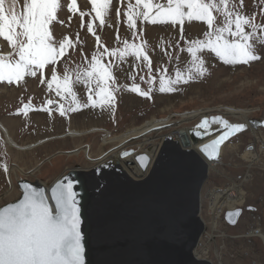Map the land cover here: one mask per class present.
<instances>
[{
	"label": "rangeland",
	"instance_id": "rangeland-1",
	"mask_svg": "<svg viewBox=\"0 0 264 264\" xmlns=\"http://www.w3.org/2000/svg\"><path fill=\"white\" fill-rule=\"evenodd\" d=\"M9 2L10 0H6V6ZM71 2L72 0H58L60 7L56 13V20L49 25V30L55 40L59 41L67 37L75 45L68 48L65 56L59 58L54 65L61 84L65 68L69 70V75L74 80L75 71L78 68L82 69L89 66L92 53L97 51V36L100 38V45L107 47L109 50L122 49L123 44L119 41L125 39L129 43L140 44L146 42L152 72L149 73L143 63L137 61L134 56L126 57L122 63L119 61L118 53L114 58L107 56L101 58V63L104 65H107L110 59L120 64L119 70L113 72L116 78V86H110V88L118 87L119 90L113 91L114 102L111 105L104 104L103 106L101 105L102 97L96 95L98 89L95 87V82L88 87L82 82L70 85L76 94L78 103H73V97L66 92L61 91V94L57 95L55 82L51 89L48 87L47 81L51 79L52 74L51 68L48 66L44 70V83H41L39 73L37 77L26 75L19 83H8L6 80L0 81V119L7 125L8 130L15 131L16 138L22 144L38 142L50 136L54 137L48 141L45 139V142L40 143L38 146L21 150L8 146L0 130V194L3 193L2 197L5 196L0 200V204L16 199L20 193L16 185L17 177L14 175L16 166H20L27 172V174H18L19 179H40L50 182L75 165L82 169L96 166L95 160L115 145L113 142L103 143L105 131L98 129V127L104 128L112 136H116L129 128L143 124L151 118H167L173 122L168 129L162 132L152 131V134L149 135L153 139L146 145V152L152 149L150 146L158 143V152L161 156L154 161L153 167H150L146 179L140 181V183L134 181L128 183L127 181L124 184V190L116 191L113 199L109 200L111 201L109 208L112 207L111 209L114 210V201L117 197H120L121 200H127L124 209L116 212L125 215L129 213L130 209L136 208L135 205H143L142 199L136 203L132 202L130 200L132 196H149V201L145 207L140 206V208H137L140 209L138 213L135 212L137 209L130 211L126 227L128 236L120 244V251L127 250V245H131L133 242H143L145 240L143 237H146L143 235L150 228L159 231V222L154 218L152 220L147 219L149 213H153L155 217H161L162 215L165 218L169 217L170 221L176 218L175 225L170 224L168 226V223L163 221L160 223L167 225V228L162 229L164 231L163 236L155 238L157 244L155 246L162 247L163 255H159L161 257L156 256L154 248H151L150 252L147 253L141 252V255H146L148 261L153 260L155 263L161 260L160 264H165L170 260L168 256L171 255V252L174 256H177L178 252L182 250V248H178L180 243L177 237L173 236L175 235L173 232H180L181 227L191 221L190 207H188L190 201H188L189 197L186 195V191L189 192L188 184L198 178L196 174L198 164L194 162L197 166H195V172L192 173L189 169L190 165L193 164L192 160L188 157H184V159L177 158L175 155L177 152L174 154L172 151V144L166 143L171 140L169 132L194 127L202 121L197 118L180 122L181 114L219 106L247 109L250 110L248 112L249 119L256 118L264 121V43L255 46V54L260 59L249 61L247 64H225L210 51L198 53L206 62L207 72L205 75L186 84L173 85L175 91L160 92L159 78L161 75H164L166 79H174L177 67L186 71L187 67L190 66V54L186 52V49L183 52L180 50L185 47V40L180 38L181 26L179 24L173 25L171 22L152 24L143 21L141 17L135 18L136 29H129L125 12L128 10L130 3L135 4V0H109L110 8L105 16V23L101 25L95 17V13L91 11L90 0H75L77 5L75 10L69 9L68 5ZM154 2L167 3V0H154ZM235 2L239 5L241 0H235ZM23 3L24 0H19L16 5L17 12L22 11ZM242 3V12L249 18H254L255 23L264 25V0H242ZM140 10L143 11L142 5ZM81 12L86 14L82 17ZM89 22L94 25V34L87 31ZM183 29L187 41L197 38L206 39L203 34L208 29L203 22H186ZM245 30H249L247 26ZM133 31L137 34L136 38L132 36ZM177 42H179V47L175 46ZM103 47H100L99 51H102ZM9 54L16 58L11 45L0 37V56H8ZM177 54L179 59H175ZM157 69H160V71H157ZM165 69L167 70L166 73ZM140 76H144L145 80L141 81ZM150 76L154 77L151 85L153 91L150 93V98L129 90L132 84L136 83L140 85L142 90L147 91L150 86L147 80ZM89 95L96 101L95 107L89 102ZM49 100L54 103L48 104ZM24 102L29 103L31 106L26 114L20 108ZM85 104L88 106L85 107ZM61 106L65 109V115L63 116L58 111ZM69 108H75L76 110L68 111ZM214 116H220L233 124H244L245 128L227 139L228 142L224 145L219 159L221 164L218 162L219 165L216 167L219 168L220 173H216L208 167L207 176L200 182L197 220L200 226L206 229V232L201 237L197 249L209 244V251L208 256L196 258V260L202 259L209 261L210 264H220L215 254V248L217 247L221 252L224 264H264V244L262 240L256 234L247 235L249 230H257V228L264 233V149H259L263 142L260 139L254 141L252 127L240 123L237 118L212 111L207 119L210 120ZM84 129L89 134L80 137L65 136L69 134L67 131H82ZM254 129L260 132L262 139H264V127L260 126ZM138 142L139 140L128 143L122 150L117 151L103 161H112L118 158L120 153L124 154L126 151H130L129 153L135 152L139 148V146L137 147ZM173 143L179 147L178 143ZM161 144L163 148L160 149ZM79 145L82 147L88 146L87 150L94 160L85 157L83 150L75 153L74 151ZM245 150H256L260 154V161L251 168L247 167L248 160L240 156ZM51 155L55 156L50 158L49 161L48 157ZM45 158L48 161L40 162ZM148 163L149 157L146 167ZM3 165L7 166V171L4 170ZM37 166L39 168L36 169ZM32 170L34 171L29 173ZM108 170L109 168H102L97 180H105L107 183V179L114 178L117 181V175L120 176L121 174L116 173V175L112 172L109 175ZM176 170L180 177H184L179 178L177 176L173 178V173ZM248 175H250L249 178L245 180ZM10 177L13 179V186L7 192L10 189ZM233 182L240 185L244 191L245 199L237 206V208L242 207L243 212L237 224L230 226L223 218L226 210V208H223L217 226L211 230L210 216L207 213V197L214 188H227ZM128 184L132 185L129 192L126 188ZM130 204L132 207L128 208ZM117 214L107 217L109 220L113 218L117 221L120 216L122 217V215ZM180 223L181 227L179 226ZM188 228H190L189 225ZM213 231L216 241L214 243L208 234V232ZM151 233L157 234L156 231ZM222 233L224 236H220ZM175 249H179V251H175ZM182 262L184 260L179 258L175 264H183Z\"/></svg>",
	"mask_w": 264,
	"mask_h": 264
},
{
	"label": "snow or ice",
	"instance_id": "snow-or-ice-1",
	"mask_svg": "<svg viewBox=\"0 0 264 264\" xmlns=\"http://www.w3.org/2000/svg\"><path fill=\"white\" fill-rule=\"evenodd\" d=\"M18 2L19 0H10L6 6V0H0V37L11 45L16 57L13 58L12 54L0 56V81L19 83L26 75L37 77L39 73L41 83H44V70L48 66L52 73L51 79L47 81L48 87L51 89L55 82L57 95H60L61 91L66 92L73 97V103H78L70 85L82 82L88 87L95 82L98 89L96 95L102 97L103 106L111 105L114 102L113 91L119 90L118 87L110 86H116L113 72L119 70L120 64L110 59L109 63L104 65L101 58L105 56L114 58L118 53L119 61L122 63L126 57L134 56L137 61L143 63L149 73L152 72L146 42L137 44L129 43L127 39L119 41L117 35V40L123 44V48L109 50L100 45V38L97 36V51L92 53L89 66L78 68L74 80L69 75V70L65 68L61 84L54 65L59 58L65 56L68 48L75 45L67 37L55 40L49 30V25L56 20V13L60 7L58 0H24L20 12L16 11ZM90 2L91 11L103 25L110 8L109 0ZM141 5L143 11L140 10ZM68 7L75 10L77 8L75 0H72ZM242 9V0L239 5L235 0H167V3L135 0L134 5L129 4L125 15L127 26L132 30L136 29L135 18L141 17L143 21L152 24L171 22L173 25L181 26L180 38L185 40V47L180 50L183 52L186 49L190 54V66L186 71L177 67L174 79H166L164 75L159 78V91L172 92L176 90L173 85L186 84L205 75L206 62L198 53L210 51L225 64H247L249 61L260 59L255 54V46L264 43V25L255 23L254 18L246 16ZM85 14L80 13L82 17ZM193 21L207 25L208 30L203 34L206 39L186 40L183 25ZM246 26L248 31L245 30ZM87 31L95 33L92 22L87 24ZM136 35L133 31V38H136ZM175 46L179 47V42ZM100 47H103L102 51H99ZM175 59H179L178 54ZM164 71L167 72L166 69ZM140 80L144 81L145 77L140 76ZM153 80L154 77L151 76L147 80L150 85L147 91L142 90L136 83H133L129 90L150 98ZM88 100L93 107L96 106V101L91 95ZM52 103L54 102L48 101V104ZM29 107V104L23 106L25 114ZM58 111L61 116L65 115L63 106ZM213 124L220 125L224 131L211 142V145L204 146L202 151L208 152L211 148L212 152H215L217 146L245 128L244 124H233L220 116H214L210 120L203 119L197 125L196 134L199 136L207 133ZM208 154L211 158V153ZM140 159L145 163L147 161V157ZM3 167L7 171V166ZM65 180L66 177L51 187L50 197L46 195L44 189L34 188L31 184L22 185L23 198L0 207V264H84L76 193L73 190V182L67 180L65 183Z\"/></svg>",
	"mask_w": 264,
	"mask_h": 264
},
{
	"label": "bare ground",
	"instance_id": "bare-ground-1",
	"mask_svg": "<svg viewBox=\"0 0 264 264\" xmlns=\"http://www.w3.org/2000/svg\"><path fill=\"white\" fill-rule=\"evenodd\" d=\"M212 111L219 112V113H222L224 115L237 118V120L240 123H245L246 125H249L248 123L250 122V119L248 118V112H250V110L231 107V106H219L217 108L197 109V110H193V111H188V112L180 115L181 120H179V121L185 122L186 120L188 121V120H193V119H197V118H200V120H203L205 118H208L207 116H209L210 113H212ZM236 121H234V122H236ZM172 123L173 122H171L167 118H161V119L151 118V119L143 122V124L136 126V127L129 128V129L125 130L124 132H122L116 136H112L111 133L108 132V130L106 131L104 128L98 127V129L105 131L104 137H103L104 138L103 143H112L113 142L115 145L112 148H110L107 152L100 155V157L97 160H95V163L100 164V168H109V170H108L109 175H111L112 172H114L115 174L118 173L119 175L120 174L121 175L118 176L116 174L118 179H119V180L117 179V181L114 178H109V180L107 179V183H105L106 185H104L101 188V190L95 194V196L93 195L92 202L95 205L94 207H99V206L105 205L107 203V201L111 198V195L114 196L116 191H123L124 190V184H126L127 181H128V183L130 181L140 183V181L146 179L147 172L150 170V167L152 168L154 161L159 156H161V154L158 152V147H159L158 143L153 145V146H150V148H152V149L149 152H146L147 151L146 145L149 144L151 142V140L153 139V137H150L149 135H150V133L152 134V131L153 132H162L163 130L168 129V127ZM188 128L189 127L182 128V130H180V131L169 132V137L171 138V140H170V142H166L168 144H172V147H173L172 151L174 152V154L177 152V154H175L177 158L181 157L182 159H184V157H188L192 160L193 164H191L190 167L188 166L192 173H193V171L195 172V166H197V164H198V167L196 170V174H197L198 178H197V180L194 179V181L192 183L188 184L189 185V192L186 191L187 192L186 195H188V197H189L188 201H190L188 207H190V213L189 214L191 217V221L189 220L190 223L188 222L186 225H184L182 227H181V223H180V225H179L181 227V229L179 230L180 232L175 233L172 231L173 234H175V235H173V234H171V235L177 237L178 242L180 243L179 247H180V249L182 248V250L180 252L181 253L186 252V254H187V257L181 258V260H184V262H182L183 264H210L209 261H207V260H202V259L196 260V258L208 256V251H209V244L205 245V247L197 249V246L200 242L201 237L206 232V229L201 227L198 220H197V215H198V210H199V187L201 184L200 182H202V180L207 176L206 172L208 170L207 169L208 167L211 168L212 170H214L216 173H220L218 171L219 168H216V167H217V165H219L218 162H219L220 156L222 154V149L228 141H226L221 146V152L217 158L212 159V160H207L198 151V144L190 143L187 146H183L181 144L180 132L187 131ZM88 129H90V128H88ZM93 129H95V128H93ZM0 130L2 131V133L5 137L7 145L10 147H13L16 149H21V150L29 149L31 147H35V145L30 146L28 144L19 143L14 138V136L11 133H9L10 131L8 130L7 125L4 124V122L1 119H0ZM86 131L87 130H85V129L82 131L70 130V131H67V132H69V134H67L65 136L80 137V136L89 134ZM251 131H252V134H254V141H256L257 139H260V140H262L261 142H263L262 146H260L259 149L260 148L264 149V139H262L260 132L256 131V129H254V128H251ZM92 132H94V130H92ZM50 137H46V138L41 139V142H39V144L45 142V139H46V141H48V140L54 138V137L53 138L52 137L50 138ZM136 140H139V142L137 144V147L139 146V148L135 152L132 151L131 152L132 154L129 153L130 151L129 152L126 151L125 153H127V155H125V153L124 154L120 153L119 154L120 156L118 155V158H115L112 161H109V162L103 161L106 158L112 156L117 151L122 150L128 143L135 142ZM173 142L178 143L179 147L177 144H174ZM161 143H163V142H161ZM87 147H82L79 145L75 149L74 152L77 153V152H80L81 150H83L85 157L89 158L90 160H94L93 158H91V156L87 150ZM161 148H163L162 144L160 146V149ZM59 151H57V152L59 153ZM144 155L149 157V163H148L146 168H142V166L140 165V161H139V157H142ZM54 156L55 155L49 156L48 160L50 161V158H53ZM240 156H242L248 160L247 161V167L248 168L253 167L256 163H258L260 161V154L256 150H247V151L245 150L242 155L240 154ZM179 160L181 161V159H179ZM194 162H196L197 164H194ZM219 163L221 164V162H219ZM39 166H40V164H39ZM39 166H37L36 169L39 168ZM88 169H90V167L85 169V170H88ZM33 171L34 170L30 171L29 173H32ZM18 174H27V172H25L23 170V168H21L20 166H16V171H14L15 177H18ZM221 174H222V172H221ZM97 176L90 179L89 181H87V184L89 186L93 187V189L100 188V187H98V184H100V182L97 180V178H98ZM177 176L179 178L184 177V176L180 177L177 173V170H176L173 173V178H176ZM249 176L250 175L246 176L245 180H247L249 178ZM9 179H10L9 180L10 189H8L7 192H9L13 186V182H12L13 179L11 177ZM16 181H18V180H16ZM95 182H97V186H95ZM112 182H115V183L113 184ZM234 183L235 182L231 183V185H229L227 188L226 187L221 188V189L214 188L209 193V195L207 197V213L210 216V222H211L210 228H211V230L215 229V227L217 226L218 219H220L223 208L236 209L237 206L240 205L245 199L244 191L241 189L240 185H237ZM126 188L129 192L132 189V185L128 184V186ZM95 192H96V190H95ZM109 192H111V194ZM184 192H185V190H184ZM201 201H202V199H201ZM110 202L111 201H108V204H110ZM126 202H127V200H121L120 197H117V199L114 201L115 210L111 209L112 207L109 208V205L105 206L104 208L102 207L103 209L101 208L102 210H105L107 212H106V214L101 213L102 218H98V221L95 224V227L93 228V230L95 232V236H97V238H96L97 242L99 243L98 246L99 247L103 246V248H104L103 250H101L97 264H114V263L115 264H121L119 259H118L120 257L118 254H119V252L124 251V249L122 251H120L119 246L124 241L123 239L128 236L126 227H127L128 220L130 217V210L131 209L129 210L128 214L123 215L124 217L123 216L121 217L120 216L121 214H117L116 212H118L121 209H124ZM129 207H132V205L130 204L128 206V208ZM119 213H121V212H119ZM116 214L120 216V219L117 221L113 220V218L111 220H109V218L107 217L109 215H116ZM188 225L190 228H188ZM208 234L210 236L211 241L214 243V241H215L214 231L208 232ZM255 234L260 237V239L262 240V242L264 244V233L259 228H257V230H255V229L249 230L247 235L252 236ZM220 236H224V234L222 233V234H220ZM109 246H111L112 248L106 249ZM127 246L129 248L131 245H127ZM215 254H216V257L218 259V262L220 264H224V262L221 258V252L218 250L217 247L215 248Z\"/></svg>",
	"mask_w": 264,
	"mask_h": 264
},
{
	"label": "water",
	"instance_id": "water-1",
	"mask_svg": "<svg viewBox=\"0 0 264 264\" xmlns=\"http://www.w3.org/2000/svg\"><path fill=\"white\" fill-rule=\"evenodd\" d=\"M25 104L22 105V107H21L22 109H23V106ZM249 124L252 128H256L258 126H264V122L260 121L256 118L250 119ZM197 131H198L197 126H194V127H189L187 129V131L180 132L181 144L183 146H187L190 143L198 144V151L201 153V155L205 159L212 160V159L217 158L220 155L221 146L226 141H224L222 144L217 146V149L215 152H212L211 148L208 149V152H205V151H202V148L206 145H211V142L213 140L217 139L218 136L222 134L224 129H222L220 127V125L216 124V125L210 126L209 131L207 133H203L202 135L198 136L196 134ZM199 131L203 132V130H199ZM208 153H211V158H210ZM142 157H147V156L144 155ZM142 157H139L140 165L141 166L143 165L142 168H145L146 164L148 162V157H147L146 163L142 159H140ZM101 169L102 168H100V164H97L96 166H94L88 170L82 169L78 165H75L73 168H69L67 172L61 174L60 176H58L57 178H55L53 181H50V182H45V181L39 180V179H34L33 181L27 180V179L18 180L17 186L20 190V195L16 199H14L12 201L5 202L4 204L0 205V207L7 206L8 203L18 202L20 199H22L23 198V191H24L22 185H25V184H31L34 188H37V189H44L46 195H48L50 197L51 187L54 186L58 181L64 180V178L66 177L67 180H70L73 182V190L76 193L75 199H76L77 207L79 209L80 231H81V236H82L81 243H82L83 249H84V251H83L84 264H97L101 250H103L104 248H103V246L102 247L98 246L99 243L97 242V239H96L97 236H95V232H94L93 228L95 227V224L97 223L98 218H102L101 213L106 214L107 211L102 210V209L105 206L109 205L107 203L110 199L111 200L113 199V196L111 195V198L110 199L108 198L109 200L107 201V203L105 205L99 206V207H94L95 205L92 202V197H93V195L95 196V194L97 192H99L104 185H106L105 184L106 181L105 180L99 181L100 184H98V187H100V188H95V189H93V187L89 186L87 184V181H89L90 179H92V178L96 177L98 174H100ZM67 180H65L64 182L66 183ZM95 186H97V182H95ZM95 190H96V192H95ZM109 193L111 194V192H109ZM148 197L149 196H147V195H142L140 197H138V195L134 196V197L132 196L130 199L132 202L136 203L142 199L143 205L137 204L134 206L136 208H132L130 211H135V209L140 208V206L145 207V205L149 201ZM50 203H52V202L50 201ZM139 211H140V209H137V211H135V212L138 213ZM241 213H242L241 208L228 209V210H226V212L224 214V219L226 220V222L228 224L235 225L237 222V219L239 218ZM153 218L156 219L157 222H159L158 223L159 224L158 225L159 231H157L156 229L150 228L143 235L146 237L142 236L143 238H145V240H143V242H141V241L140 242L139 241L133 242L127 250L119 252L118 255L120 257L118 259H119L121 264H160L161 263L160 262L161 260H159L158 262H155V263L153 260L148 261L147 258L145 257L146 255H141V252L147 253V252H150L151 248H154L156 256L161 257L159 255H163L162 247L155 246V245H157L155 243V241H156L155 238H159V237L161 238L163 236L164 231L162 229L167 228V225H162L160 223H162V221H163V222L168 223V226H170V224L175 225L176 218H173L170 221L169 217L165 218L163 215L161 217L160 216L155 217V215L153 213H149V215L147 216V219L152 220ZM157 218H160V219H157ZM153 231H156L157 234H152L151 232H153ZM109 248H112V247L109 246L106 249H109ZM179 249H180V247H179ZM179 249H175V251H179ZM171 257H172V259H171ZM184 257H187L186 252L181 253L179 251L177 256H174L173 253L171 252V255L168 256V258L170 260L165 262V264H175V262H178L179 258H184ZM171 260H173V261H171Z\"/></svg>",
	"mask_w": 264,
	"mask_h": 264
},
{
	"label": "crops",
	"instance_id": "crops-1",
	"mask_svg": "<svg viewBox=\"0 0 264 264\" xmlns=\"http://www.w3.org/2000/svg\"><path fill=\"white\" fill-rule=\"evenodd\" d=\"M10 131V130H9ZM11 132V131H10ZM11 134L14 136V138L17 140V141H19V142H21L20 140H18L16 137H17V135H16V133H15V131H13V132H11ZM22 143V142H21Z\"/></svg>",
	"mask_w": 264,
	"mask_h": 264
}]
</instances>
